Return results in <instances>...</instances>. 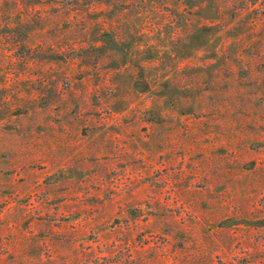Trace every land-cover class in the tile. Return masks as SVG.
Masks as SVG:
<instances>
[{
    "label": "rangeland",
    "instance_id": "obj_1",
    "mask_svg": "<svg viewBox=\"0 0 264 264\" xmlns=\"http://www.w3.org/2000/svg\"><path fill=\"white\" fill-rule=\"evenodd\" d=\"M0 264H264V0H0Z\"/></svg>",
    "mask_w": 264,
    "mask_h": 264
}]
</instances>
